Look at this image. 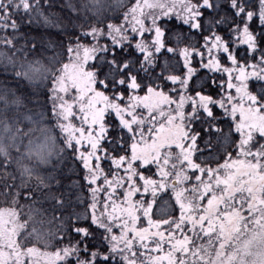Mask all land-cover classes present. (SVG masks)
<instances>
[{
    "label": "snow or ice",
    "instance_id": "snow-or-ice-1",
    "mask_svg": "<svg viewBox=\"0 0 264 264\" xmlns=\"http://www.w3.org/2000/svg\"><path fill=\"white\" fill-rule=\"evenodd\" d=\"M0 202V264H264V0H0Z\"/></svg>",
    "mask_w": 264,
    "mask_h": 264
},
{
    "label": "trees",
    "instance_id": "trees-1",
    "mask_svg": "<svg viewBox=\"0 0 264 264\" xmlns=\"http://www.w3.org/2000/svg\"><path fill=\"white\" fill-rule=\"evenodd\" d=\"M246 46L244 45H241L240 46V51L243 52L244 48ZM89 63H92L91 61ZM194 66H197V65H194ZM198 67V66H197ZM157 72L160 71V68H157L156 69ZM167 74V73H166ZM211 79H216L217 81L221 80V79H224L226 80L227 79V75L226 74H221V73H215V74H212V73H209L207 72V70H203L201 69L199 72H198V75L196 76V78L194 79L193 81V84L196 86L197 90H201V88L203 90H205V93L206 94H212V95H216V93L219 91V89H217L214 85H211L210 84V80ZM234 94V89L231 90ZM143 93H141L142 95ZM221 111L222 110H217V115L219 116L221 114ZM199 126L197 125V128ZM223 127L225 129V131L227 132L229 130V121L228 120H225L224 123H223ZM239 137H238V134L234 135L232 137L233 140H237ZM201 147H203V145L201 144ZM233 150V146L230 145V144H223L219 147H217L212 153H211V161L210 163L212 164L213 167L216 166V163L219 162V163H223L224 162V158L226 156V153L227 152H230ZM209 157V153L208 152H205L204 153V156L200 157L199 159H197L196 162H201V160H206L208 159ZM233 158H235V153H233ZM79 167V165H77V168ZM169 197L168 196H163L162 197V200H168ZM117 203H119V200H117ZM0 206H5L2 202H0ZM111 210V209H109ZM68 212H76V213H79L82 217L81 221L79 222V224H75L74 221H69L68 220V214L65 213L64 214V227H65V231L63 232H58V229L60 228V221L57 220V221H54L50 228H51V231L56 233L57 234V239H53L51 241V247H49L47 250L48 251H55V249L57 247H62L64 244L68 243V240L65 238L63 241L59 240V236H65L67 237L68 235V229L70 226H80V227H89L90 225V218L88 220H84L83 219V216L85 215V212H86V205H73L72 207H70L68 209ZM57 216L60 215V213H56ZM161 218L158 214L154 215V219H159ZM141 227H146L147 226V221L146 219H143V223H141L140 225ZM92 232H93V235L95 237L94 240H92L91 238L89 239V242L90 243H96V244H99L101 241H100V236H101V231H97L95 226L92 225L91 226V229H90ZM118 234V233H117ZM72 239L75 240V239H79V236H77L75 233H72Z\"/></svg>",
    "mask_w": 264,
    "mask_h": 264
}]
</instances>
